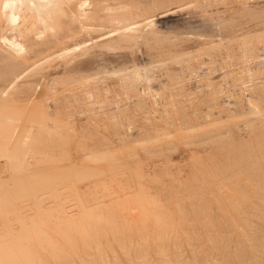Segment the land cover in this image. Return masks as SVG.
<instances>
[{
	"label": "rangeland",
	"instance_id": "374dc122",
	"mask_svg": "<svg viewBox=\"0 0 264 264\" xmlns=\"http://www.w3.org/2000/svg\"><path fill=\"white\" fill-rule=\"evenodd\" d=\"M46 26L0 38V264H264V0H61Z\"/></svg>",
	"mask_w": 264,
	"mask_h": 264
},
{
	"label": "bare ground",
	"instance_id": "6f19581e",
	"mask_svg": "<svg viewBox=\"0 0 264 264\" xmlns=\"http://www.w3.org/2000/svg\"><path fill=\"white\" fill-rule=\"evenodd\" d=\"M60 1L0 0V38L14 54L28 53L30 42L34 44L42 39L46 40V8ZM84 5L87 2L81 3L80 8ZM1 23L3 26L6 23V29H3ZM19 168L21 169L20 166ZM23 177L29 178V174L25 173Z\"/></svg>",
	"mask_w": 264,
	"mask_h": 264
}]
</instances>
